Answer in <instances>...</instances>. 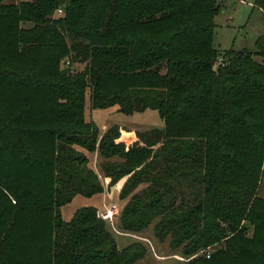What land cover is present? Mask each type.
<instances>
[{"label":"trees","instance_id":"1","mask_svg":"<svg viewBox=\"0 0 264 264\" xmlns=\"http://www.w3.org/2000/svg\"><path fill=\"white\" fill-rule=\"evenodd\" d=\"M60 6L66 16L52 19ZM255 6L264 14V0ZM221 7L0 0V264H135L144 256L137 243L119 249L95 208L68 222L61 215L74 196L104 191L75 148L93 152L100 138L84 119L88 85L96 107L154 109L164 120L162 129L122 135L113 127L100 138L101 155L122 160L103 163L111 183L129 176L122 197L147 185L124 208L123 228L141 231L159 217L158 237L184 245L188 264H264V35L256 50L222 54L214 44ZM26 19L40 23L26 30ZM66 33L92 43L72 46L90 62L85 76L61 73Z\"/></svg>","mask_w":264,"mask_h":264},{"label":"rangeland","instance_id":"2","mask_svg":"<svg viewBox=\"0 0 264 264\" xmlns=\"http://www.w3.org/2000/svg\"><path fill=\"white\" fill-rule=\"evenodd\" d=\"M35 0H3L4 4H15L18 7L24 3H32ZM256 0H220L222 7L215 16L216 28L214 32V44L223 54L226 51L234 48L236 50H256L257 39L260 35H264V14L261 9L255 6ZM102 2H100V5ZM67 12L65 6H60L52 15V19L64 18ZM40 22L34 19H26L21 22V28L30 30L35 28ZM67 45L71 48L59 63V68L62 70L65 67L70 69L69 76L71 78L85 76L89 68V61H80L77 57V49L73 46L91 47L92 43L89 39L74 37L66 33ZM222 57V56H221ZM260 60L259 57H256ZM215 64L217 68L222 63ZM86 79V78H85ZM116 79L107 80L106 84L113 86L119 83ZM85 122L99 131L100 138L107 133L111 128L118 127L122 130V135L126 133L150 131L164 127V120L160 117L159 112L154 109H146L137 111L133 114H125L120 110L119 104H114L108 107H96L92 100L91 85L85 88ZM99 138V141H100ZM99 141L95 151L90 152L84 147L76 146L78 152L84 154L88 158V168L92 169L102 183L104 191L96 193L91 197L78 194L72 200L60 208L61 215L64 221H70L77 211L85 207H91L98 210V215L105 220L108 231L116 240L119 249H123L131 244L137 243L144 247V256L136 261L135 264H188L190 257L185 255L184 245L175 247L172 245V236L167 235L164 238H159L156 232V225L161 218H155L150 225L141 231H128L122 226V216L124 208L135 192L140 191L146 184L140 185L134 193L128 197H122L121 191L129 176L121 179L117 184L111 183V178L107 177L103 169V163L113 161H122L118 156L111 159H105L99 151ZM259 194L264 196V166L262 180L260 183ZM117 207V215L114 218L106 219L104 215L111 208ZM250 235L253 228L250 227ZM220 247L219 244L211 245L206 249L201 250L199 254H207L215 252Z\"/></svg>","mask_w":264,"mask_h":264},{"label":"built area","instance_id":"3","mask_svg":"<svg viewBox=\"0 0 264 264\" xmlns=\"http://www.w3.org/2000/svg\"><path fill=\"white\" fill-rule=\"evenodd\" d=\"M218 60H219L218 61L219 63H223L224 62V58L223 57H219ZM117 211H118L117 207L111 208V209H109L107 211V213L104 215V217L106 219H111L112 220L114 218V216L117 215ZM209 256H210V254H208V257Z\"/></svg>","mask_w":264,"mask_h":264},{"label":"water","instance_id":"4","mask_svg":"<svg viewBox=\"0 0 264 264\" xmlns=\"http://www.w3.org/2000/svg\"><path fill=\"white\" fill-rule=\"evenodd\" d=\"M69 72H70V69H69L68 67H65V68H63V69L61 70V73L64 74V75L69 74Z\"/></svg>","mask_w":264,"mask_h":264}]
</instances>
